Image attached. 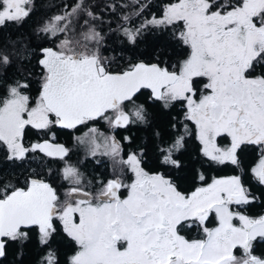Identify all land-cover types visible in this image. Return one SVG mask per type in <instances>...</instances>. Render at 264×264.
Returning a JSON list of instances; mask_svg holds the SVG:
<instances>
[{
  "label": "snow or ice",
  "instance_id": "obj_1",
  "mask_svg": "<svg viewBox=\"0 0 264 264\" xmlns=\"http://www.w3.org/2000/svg\"><path fill=\"white\" fill-rule=\"evenodd\" d=\"M125 7L113 0L105 10ZM146 7L140 4L135 14ZM76 13L102 20L83 0L70 12L53 16L37 33L59 40L55 48L33 46L25 35L7 40L0 36V145L6 149V161L37 160L40 167L49 158L63 161L62 176L74 185L69 195L77 194L83 174L69 163L70 149L56 142L58 129L100 120L113 129L147 128L155 119L151 108L182 101L185 120L195 122L202 155L209 163L233 166L242 175L213 178L186 195L171 177L145 171L148 146H141L123 160L134 174L131 184L117 177L103 185L99 198L106 199L93 203L84 193L89 198L73 204L61 201L56 188L36 169L23 178V185L18 176L0 169V264H24L17 257L33 244L42 251L39 264H62L54 248L61 230L78 246L64 264H264V253L258 255L254 243L258 238L264 241V215L251 217L230 207L246 208L264 197V191L257 196L243 176L244 154L249 146H258L260 157L251 174L264 186V72L257 74L264 68V0H180L160 18L129 26L130 15H123L122 23L111 29L136 45L146 30L183 21L179 39L191 54L178 71L169 70L160 55L156 62L129 59L114 68L117 57L100 51L105 36L94 23L83 33L84 42L69 35V18ZM33 14L34 0H0V33L10 24L22 27ZM33 76L39 87L30 97ZM198 77L207 78L203 85L207 94L194 79ZM144 89L151 93L138 103ZM170 126L177 129V123ZM181 126L184 131H174L167 140L160 131L153 133L162 141L155 145L160 163L175 169L182 167L177 153L191 134L186 124ZM32 130L37 138L29 144L26 137ZM89 131L95 134L88 141L95 148L103 137L105 154L120 156L124 149L115 136L109 139L95 127ZM221 135L231 138L228 147L218 146ZM123 139L132 143L130 136ZM198 179L207 180L203 173ZM121 188L128 190L126 198H121ZM211 213L220 221L215 229L204 227ZM234 219L242 226H235ZM193 226L201 228L206 239L189 240L181 234Z\"/></svg>",
  "mask_w": 264,
  "mask_h": 264
},
{
  "label": "trees",
  "instance_id": "obj_2",
  "mask_svg": "<svg viewBox=\"0 0 264 264\" xmlns=\"http://www.w3.org/2000/svg\"><path fill=\"white\" fill-rule=\"evenodd\" d=\"M179 0H117L119 4H125L127 7L118 8L116 12H111L105 10V5L113 2V0H83V3L89 6L92 10L96 12V15L102 18L101 21H92L91 18L87 17L83 13L73 14L69 19L71 23L69 24V29L71 30L70 35H77L80 38H83V33L88 31V28L91 24H95L98 31H100L105 36V41L100 47V51L105 56H116L117 60L113 61V67L115 68L116 64L119 63L121 67L125 66L129 59L135 60L137 58L145 60V62H156L157 56L160 55L162 59L165 60L167 65L169 66V70H179V65L181 62L186 60L190 54V47L183 44V42L179 39V24L176 22L172 25H168L166 27L161 26L159 28H151L150 30H146L143 35L139 38L138 43L136 45L128 43L127 39L120 35L118 32L111 31V29H116L117 25L122 23L121 17L123 15H130V23L129 26H139L144 20L151 19L152 16H156L160 18L164 15L166 8L169 5L174 4ZM80 2V0H34V14L31 18L24 24L22 27L17 28L15 25H9L5 28L0 36L4 39H11L17 35H25L29 36L33 41V46L43 45V46H52L56 47L59 40L55 38L49 39L44 36V34H38L37 30L43 23L50 20L55 15H61L66 11H71L72 7L75 6L76 3ZM235 2V0H233ZM140 4H147V7L144 11L137 16L135 13L139 9ZM88 20L89 24H85L84 21ZM121 57H123L121 59ZM172 65H175V68H172ZM35 72L38 73L39 69L36 68ZM264 72V68H258L257 74ZM199 81V87L202 91L203 85L207 83V78L198 77L194 78ZM33 88L31 89L29 95L30 97H35L37 93V89L39 87L38 83H35L36 76H33ZM207 91V90H206ZM149 93H145L140 98L141 102H145ZM155 119L153 120V125L148 129L149 131H171L173 130L170 126L171 123H174L172 120L165 117V115H174V113H180L177 110V106L174 105L172 108H164V107H155L150 109ZM164 117V118H163ZM92 124L99 125L98 123L91 122ZM90 123L86 126H89ZM101 128H105L102 126ZM85 129V128H84ZM143 130V129H139ZM35 130H32L31 135L26 137V142L31 143L36 140ZM143 139L142 136H138L135 141ZM221 146H226L227 142H223L220 139ZM230 143V141H228ZM154 145V144H153ZM155 147V145L153 146ZM192 152L189 153L188 160L185 162H190L191 164L203 163L202 156H199V148L195 145L192 146ZM155 151V148L153 149ZM156 152V151H155ZM6 153V149L3 145H0V169H4L7 172H11L14 175L20 178V184L23 185L24 177L29 174L31 169H36L37 173H40V177L43 178L46 175V170L49 168V163L45 164L43 167L38 166L37 160H31L28 162H18L16 164H12V162L6 161L4 159ZM197 159V162H192L194 156ZM201 155V154H200ZM260 157V150L258 146H249L248 150L245 152L243 160L245 164V171L243 176L247 179V185L254 192H256L257 196L260 195V192L264 191V186L258 184V182L252 177L251 168L255 166ZM207 161V159H206ZM208 162V161H207ZM198 164V165H199ZM219 166H214V168H218ZM54 172L60 175V170L58 167L54 168ZM218 173L227 176V175H242L239 170L234 169L233 166H220L218 168ZM179 188L189 191L192 188H195L193 185H185L181 184ZM241 212L251 217H258L264 214V197L260 198V201L254 205H249L246 208L241 206ZM238 224V223H237ZM240 226L241 222L239 223ZM238 226V225H237ZM255 245L259 242V238ZM56 248L59 250V258L63 260L66 258L67 252L70 251V254L74 253L73 241L70 239L69 241L64 237L57 238ZM258 245V244H257ZM18 258V257H17ZM42 258V251L38 245H31L25 255L20 259L24 260V264H39V260ZM11 259V257H10ZM63 264V263H62Z\"/></svg>",
  "mask_w": 264,
  "mask_h": 264
},
{
  "label": "flooded vegetation",
  "instance_id": "obj_3",
  "mask_svg": "<svg viewBox=\"0 0 264 264\" xmlns=\"http://www.w3.org/2000/svg\"><path fill=\"white\" fill-rule=\"evenodd\" d=\"M179 2L180 0L175 2L174 4H177ZM177 23L179 24L178 31L180 32L184 31L185 25L183 21H179ZM190 54H191V49H190ZM142 91L149 94L151 93L149 90L148 91L142 90ZM138 103H143V102L139 100ZM174 105L177 106V110L180 113H174V115H165V117L172 120L174 123H177V129L176 130L173 129L171 131L162 130L160 132L162 139L167 140L171 137V134L174 131H180V132L184 131V128L181 126V124L187 125L188 130L191 134L186 137L185 148L181 151V153H177V156L178 158H180L182 163V167L180 169H175L168 165H163L160 163L159 154L153 150L155 148L153 146L156 145L157 143H161L162 141L158 140L154 136L153 134L154 132L149 131L148 128L150 126L146 128L143 125H134L131 126L130 130L123 128L113 129L109 126L107 122L100 120L98 122H95L98 123L99 125H95L89 122L90 124L87 128L85 125H80L78 126L77 129H73V130L58 129L56 135V142L64 144L66 147L70 149L69 163L77 167L79 171L83 174L82 184L76 187H79L80 191H83L84 193H89L90 198H92L93 200V203H99L101 199H105V198H99V193L101 192V190L103 189V185L106 184L107 181L119 177V179L124 184H131L135 179V177L134 174L129 170V168L123 163V160L127 159L129 152H135L141 146H148V151L146 153V160L142 164V167H144L145 171H147L149 174L162 173L165 176L171 177V179L175 182L177 187L178 186L181 187V184H185L188 186L193 185L195 188H192L189 191H185L178 187V189L186 195L191 194L198 187L206 186L208 183H211L213 178L221 179L232 176V175L224 176L218 173V168L221 165H218L219 167L216 169L214 168V166H217L216 164L209 163L206 161L207 158H205L202 155V152L200 151L202 145L197 138V129L195 122L185 120V113L187 112L186 105L182 101H176L169 108L174 107ZM159 106L163 107L162 104ZM102 126H105V128H101ZM90 127H95L96 129H98V132L103 133L104 136H107L109 139L112 136H115L116 139L121 142L122 147L124 149L121 152L120 156L113 157L112 155L105 154L106 151H108V149H106L105 141L103 137H100L96 141L97 143L100 144L99 148H95L93 144L89 143L88 142L89 138L94 137L95 135L89 131ZM139 129H143V130H139ZM125 136H130L132 138V143L125 141L123 139V137ZM138 136H142L143 139L135 141L138 138ZM77 138H81L85 142L80 143ZM220 139L223 142H227L228 144H226V146H221L219 142ZM228 141H230L231 143L230 137H228L227 135H221L220 137H217L216 142L218 146L225 148L230 145ZM193 145L199 148L198 154L199 156H202L204 160L202 164L201 163L191 164L190 162L188 163L184 161V159L188 160L189 153H191L192 152L191 150H193L192 149ZM94 150H95V154L93 155ZM195 158L196 157L194 156V159L191 160L194 163L197 162V159ZM49 161H50L49 168H47L45 174L46 176L43 178L46 179L48 182H50L53 185V187L56 188L57 194L60 197L61 201L67 200L69 203L75 204L80 200L77 197H80L81 199L89 198L84 196V194L80 195L78 193L69 195V189L74 187V185L70 181L65 180L62 176V170L65 166L64 162L53 161L52 158H49ZM56 167H58V169L60 170V175L54 172V168ZM48 169H51V172H49ZM200 173H203L206 176L207 178L206 182H201L198 179V175ZM119 194L123 199L126 198L129 193L127 189L121 188ZM230 207L233 210L241 211V206L232 205ZM234 222L236 223L235 226L238 225L237 227H240L239 224L240 222L237 219H234ZM219 225H220L219 218L216 216L215 213H211L209 215L208 220L205 221L204 227H208L209 229H215L219 227ZM181 234L184 235L185 238L189 240L206 239V234L202 231V229L195 226L184 229L181 232ZM59 237L63 239L65 237L68 241L71 239L62 230L57 238ZM259 242L260 243H257L258 245L256 244L258 255L264 253V241L259 240ZM54 248H56V245L54 246ZM73 248L75 249L74 253L70 254L69 253L70 251H68L66 258L61 260L63 264L72 255H74L76 251H78V246L74 241H73ZM59 254L60 252L58 250V256ZM18 258L20 259L21 257Z\"/></svg>",
  "mask_w": 264,
  "mask_h": 264
},
{
  "label": "rangeland",
  "instance_id": "obj_4",
  "mask_svg": "<svg viewBox=\"0 0 264 264\" xmlns=\"http://www.w3.org/2000/svg\"><path fill=\"white\" fill-rule=\"evenodd\" d=\"M173 5V4H172ZM68 27H69V25H68ZM60 35V37L61 38H63V34L61 33V34H59ZM69 35H70V33H69ZM71 36H73L75 39H78V40H80L81 42H84V40H83V38H80L79 36H77V35H71ZM59 43V42H58ZM89 47H91V45H89ZM204 92H205V94H207V91L206 90H204ZM233 222V224L235 225L236 223L234 222V220L232 221ZM220 226V225H219Z\"/></svg>",
  "mask_w": 264,
  "mask_h": 264
},
{
  "label": "water",
  "instance_id": "obj_5",
  "mask_svg": "<svg viewBox=\"0 0 264 264\" xmlns=\"http://www.w3.org/2000/svg\"><path fill=\"white\" fill-rule=\"evenodd\" d=\"M46 47H52V46H46ZM53 48H54V47H53ZM144 90H146V91H148V90H149V91L151 92V90H150V89H144ZM70 130H73V129H70ZM78 194H80V195H81V194H84V192H83V191H80ZM77 198H78V199H81L80 197H77ZM77 198H76V199H77ZM105 199H106V198H105Z\"/></svg>",
  "mask_w": 264,
  "mask_h": 264
}]
</instances>
